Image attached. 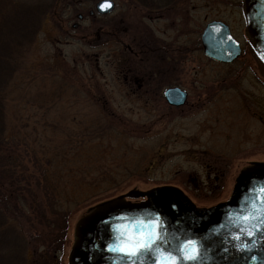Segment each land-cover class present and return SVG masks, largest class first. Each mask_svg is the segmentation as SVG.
Masks as SVG:
<instances>
[{
  "label": "rangeland",
  "instance_id": "374dc122",
  "mask_svg": "<svg viewBox=\"0 0 264 264\" xmlns=\"http://www.w3.org/2000/svg\"><path fill=\"white\" fill-rule=\"evenodd\" d=\"M96 1L0 0V137L30 176L20 189L12 175L0 185L10 225L1 262L67 264L77 222L99 204L172 186L204 208L264 163V65L243 0H168L157 12L114 0L108 14ZM215 19L243 43L228 66L202 54L199 36ZM175 85L188 91L184 106L164 100Z\"/></svg>",
  "mask_w": 264,
  "mask_h": 264
},
{
  "label": "water",
  "instance_id": "95a60500",
  "mask_svg": "<svg viewBox=\"0 0 264 264\" xmlns=\"http://www.w3.org/2000/svg\"><path fill=\"white\" fill-rule=\"evenodd\" d=\"M110 4V7L102 5ZM113 7L111 0H100L96 9L107 13ZM243 10L248 37L264 63V0H243ZM230 38V39H229ZM204 54L220 62H231L240 54L238 42L228 27L219 22H209L202 35ZM165 99L173 105L181 104L185 94L177 87L164 92ZM264 185V163L243 170L235 180L230 198L210 207H196L182 192L172 186L157 187L148 191H130L135 197L145 196L140 203L111 200L99 204L82 217L74 229L75 240L68 255V264H132L126 257L109 252L113 243V229L126 221L156 220L162 223L161 234L167 243L160 245L166 251L179 255L177 249L187 240L196 241L200 255L196 261L180 260L179 264H264V229L252 239L244 236L241 241L231 237L239 215L250 205L249 189ZM245 243L243 251L237 245ZM158 253L140 255L135 264H155Z\"/></svg>",
  "mask_w": 264,
  "mask_h": 264
},
{
  "label": "snow or ice",
  "instance_id": "6c2138e0",
  "mask_svg": "<svg viewBox=\"0 0 264 264\" xmlns=\"http://www.w3.org/2000/svg\"><path fill=\"white\" fill-rule=\"evenodd\" d=\"M110 4L102 7H110ZM230 39V38H229ZM250 207L247 212L239 215V222L234 225L237 231L232 235L234 241H241L244 236L252 239L256 232L264 229V185L249 189ZM162 223L156 220L126 221L118 229H113V243L106 247L109 252L118 253L126 257L132 264L142 254H151L155 251L158 258L155 264H179L184 261H196L200 255V246L196 241L187 240L178 249L179 255L166 251L160 245L166 244V237L161 234ZM245 243L237 245L238 250L245 249Z\"/></svg>",
  "mask_w": 264,
  "mask_h": 264
},
{
  "label": "trees",
  "instance_id": "16d2710c",
  "mask_svg": "<svg viewBox=\"0 0 264 264\" xmlns=\"http://www.w3.org/2000/svg\"><path fill=\"white\" fill-rule=\"evenodd\" d=\"M139 1L142 4L145 3V0H139ZM25 30H28V29H25ZM24 33H26V31H24ZM18 34H23V31L21 32L20 28L18 29ZM2 60H3V56L0 57V61H2ZM1 66H2V64H1ZM0 148L2 149L1 150L2 154H0V185H1V187L6 185V181H5L6 178L8 177L9 180H11L12 177L10 175H12L13 179L16 178V181H17L16 185L20 189V183H27L28 178H30V176L27 174V171L25 169L19 168L21 161L17 160V157L14 155V154H16L15 152H18V151L14 150L11 144L4 143V145H3L2 137H0ZM13 181L14 180H12V185H13ZM10 217H9V220L13 219ZM5 221L8 222V218H7V220H5L3 216H0V225H1L0 230L1 231H4L5 227L7 228L8 226H10L9 224H6ZM10 222L12 225L13 220H11ZM14 222H16V221H14ZM43 222H44V220H43ZM4 224H6V225H4ZM51 227H53V224H52V221L50 220L49 228H51ZM0 234H2V233H0ZM51 245H53V244H51ZM47 249L51 250L52 248L50 247ZM57 258H58V256H57ZM39 260H40V264H48V261H47V259H45V257H42ZM4 261H5V259L2 258V262L0 261V264H17V263L22 264L20 259L15 260L12 258L10 261H6V262H4Z\"/></svg>",
  "mask_w": 264,
  "mask_h": 264
},
{
  "label": "flooded vegetation",
  "instance_id": "af4514ba",
  "mask_svg": "<svg viewBox=\"0 0 264 264\" xmlns=\"http://www.w3.org/2000/svg\"><path fill=\"white\" fill-rule=\"evenodd\" d=\"M113 1V8L112 9H114L115 8V2H114V0H112ZM156 2L155 3H153V1H151V0H145V3L144 4H142L144 7H146V8H148V9H151V10H154V11H159V9H161V7H164V6H166V5H169L170 4V2L168 3V0H164V1H162V0H155ZM162 1V2H161ZM166 1H167V3L168 4H166ZM148 18H150L151 20H153V19H161V16L159 15V13L157 14V15H154V16H151V17H148ZM150 20V21H151ZM216 20V19H215ZM209 21H212V20H209ZM218 21H221V20H218ZM224 23V22H223ZM226 24V23H225ZM227 25V24H226ZM236 40H238V42H239V44H240V48H241V52H240V54L235 58V59H233L231 62H219V61H215V60H212L211 58H209V57H207V56H205V54H204V52L202 51V54H203V56L206 58V59H208L210 62H213V63H215L216 65H220V66H228V65H230V64H233L234 62H236L237 60H240L242 57H243V43H241V41L239 40V39H237L236 38ZM199 42H200V36H199ZM256 56V55H255ZM160 58V60H162L163 61V59H164V57H163V55H160L159 56ZM157 58L158 57H156V60H157ZM258 59V58H257ZM259 60V59H258ZM260 61V60H259ZM261 63V62H260ZM158 71H161L160 70V68H158ZM153 74V71L151 72V75ZM140 79V78H139ZM137 79V81H141V86H143L142 85V79ZM140 86V87H141ZM158 86V89H160L162 86H159V85H157ZM210 86V88L207 90V92H209V93H211L215 88H217L216 86H213V85H209ZM173 87H177V88H179L181 91H183L184 92V94H185V97H184V101L181 103V104H178V105H173V104H170V103H168V101L165 99V96H164V91L166 90V89H168V88H173ZM164 91H163V97H164V100L166 101V103L168 104V105H170V106H173V107H181V106H184L185 104H187V102H188V91L186 90V89H184V88H182V87H180V86H177V85H175V86H172V87H167V88H165L164 89ZM253 162V161H252ZM255 162V161H254ZM253 162V163H254ZM253 163H251V164H253ZM255 165H253L252 167H254ZM252 167H246L247 169H249V168H252ZM245 170V169H244Z\"/></svg>",
  "mask_w": 264,
  "mask_h": 264
}]
</instances>
